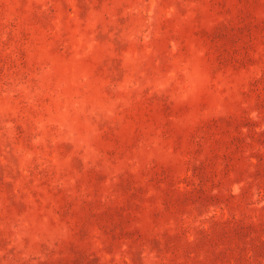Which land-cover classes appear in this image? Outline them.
I'll list each match as a JSON object with an SVG mask.
<instances>
[{
  "label": "rangeland",
  "instance_id": "374dc122",
  "mask_svg": "<svg viewBox=\"0 0 264 264\" xmlns=\"http://www.w3.org/2000/svg\"><path fill=\"white\" fill-rule=\"evenodd\" d=\"M0 264H264V0H0Z\"/></svg>",
  "mask_w": 264,
  "mask_h": 264
}]
</instances>
